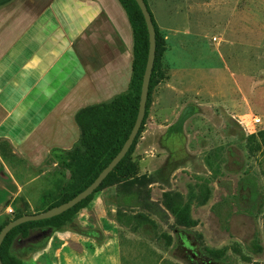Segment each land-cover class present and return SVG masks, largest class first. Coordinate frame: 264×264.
<instances>
[{"label": "rangeland", "instance_id": "374dc122", "mask_svg": "<svg viewBox=\"0 0 264 264\" xmlns=\"http://www.w3.org/2000/svg\"><path fill=\"white\" fill-rule=\"evenodd\" d=\"M145 2L163 50L142 128L96 190L53 221V230L41 226L29 236L47 229L44 240L33 247L11 240L5 252L18 264H186L175 257L173 228L196 232L200 249L218 250L223 264H264V252L248 248L251 240L264 248V0ZM131 78L132 67L123 92ZM114 136L91 153L94 166ZM75 142L34 163L4 145L14 175L31 181L17 203L23 211L3 206L0 224L43 211L85 184L91 161L74 151ZM143 199L165 218L131 205Z\"/></svg>", "mask_w": 264, "mask_h": 264}, {"label": "crops", "instance_id": "0c3cea01", "mask_svg": "<svg viewBox=\"0 0 264 264\" xmlns=\"http://www.w3.org/2000/svg\"><path fill=\"white\" fill-rule=\"evenodd\" d=\"M132 36L117 0L0 4V209L23 195L2 148L35 158L68 150L78 110L122 93Z\"/></svg>", "mask_w": 264, "mask_h": 264}, {"label": "trees", "instance_id": "16d2710c", "mask_svg": "<svg viewBox=\"0 0 264 264\" xmlns=\"http://www.w3.org/2000/svg\"><path fill=\"white\" fill-rule=\"evenodd\" d=\"M117 2L123 9L131 30L132 89L128 92L126 91L117 94L107 102L87 106L76 112L74 118L79 128V139L75 142L73 149L74 151H78L81 153L80 155L81 159L84 158L90 159L91 163L87 169L90 170L91 172L83 186H81L73 193L69 194L65 199L61 200L59 203L55 205H58L73 197L76 193H78L83 188H85L95 178L98 172L109 162V160L119 150L121 144L125 140L133 124L136 115L140 81H141V76L143 73V68L147 53V32L142 15L135 1L117 0ZM143 2L146 5V8L150 14L152 25L154 28V37H155L154 59H153V65L151 68V73L148 82L144 115L141 124L139 126V129L135 137L133 138V141L129 146L128 150L126 151L124 156L118 161V163L113 167V169L100 182V184L107 178V176L110 173H112L115 169L118 168V166L121 164V162L124 160V158L131 150V147L135 142L136 136L138 135L140 129L142 128L145 116L147 114L149 91L152 86L153 74L155 73L158 64V57L161 51L163 50V42L157 33V29L152 19L151 13L147 7L145 0H143ZM112 134L115 135L113 138L114 141L113 147L110 148L108 154L106 155L105 160L98 166H94V159L91 158V153L96 151L97 149H103L105 145H109L110 143H112ZM100 135L102 136V139H99ZM100 184L95 188V190L100 186ZM87 197H85L84 199L73 205L71 208L63 211L58 215L46 219L24 222L10 229L0 243V259L2 263L18 264L15 261V259H13V257L10 256V254L5 252L6 247H8L11 240L21 239L23 240L24 245L29 247L38 245L37 243L39 241L44 240L43 238L44 236L30 239L29 236L33 233V230H35L36 228H40L41 226L49 227V225H51L53 221L62 217L64 214L75 208ZM18 202H23V200H21L20 197H15L10 201L9 204L14 209L22 212L24 205L19 207L17 206ZM131 202L134 203L131 205H141L142 207L151 211L153 214L160 217L161 219L165 218L164 211L157 204H155L153 201L149 199H143L142 202H136L134 200H132ZM55 205H51L48 208ZM258 205L260 206L261 204L259 203ZM180 211L183 214L185 212V210L182 208L180 209ZM7 222L8 220H4L0 224V229ZM181 223L184 226H189L191 225L192 222L184 218V220H182ZM49 228L53 230V226H50ZM173 233L175 237L173 248L176 252L175 257L177 259L186 262V264H223V262L219 258L220 252L218 250H208L204 252L200 249V239H199V235L196 232L189 229L173 228ZM248 248L250 252L256 256H260L264 252L263 246L260 245L256 240H251L248 243Z\"/></svg>", "mask_w": 264, "mask_h": 264}, {"label": "water", "instance_id": "95a60500", "mask_svg": "<svg viewBox=\"0 0 264 264\" xmlns=\"http://www.w3.org/2000/svg\"><path fill=\"white\" fill-rule=\"evenodd\" d=\"M134 1L142 15V18L145 24V28L147 32V53H146L145 64H144L143 73H142L141 81H140L136 115H135L133 124L125 140L121 144L116 154L98 172L95 178L85 188H83L81 191L76 193L73 197H71L70 199L58 205L45 209L43 211L20 215L8 221L5 225H3L0 229V243L2 239L4 238V236L6 235V233L13 227L21 223H24V222L46 219V218H50L55 215H58L62 213L63 211L71 208L73 205H75L76 203L84 199L85 197H87L89 194H91L95 190V188L100 184V182L105 178V176L113 169V167L124 156L129 146L131 145L133 138L135 137L139 129V126L141 124V121L144 115V108H145V102H146V97H147V88H148L151 68L153 65L154 49H155L154 28L152 25L150 14L143 0H134ZM47 231H48L47 229H43L41 233L44 235L45 232ZM0 264H3L1 259H0Z\"/></svg>", "mask_w": 264, "mask_h": 264}, {"label": "flooded vegetation", "instance_id": "af4514ba", "mask_svg": "<svg viewBox=\"0 0 264 264\" xmlns=\"http://www.w3.org/2000/svg\"><path fill=\"white\" fill-rule=\"evenodd\" d=\"M42 230H43V229H42ZM42 230L40 231V233H39V234H36L35 236H32V237H30V239H31V238H36V237L43 236V234L41 233V232H42Z\"/></svg>", "mask_w": 264, "mask_h": 264}, {"label": "built area", "instance_id": "2783aa9c", "mask_svg": "<svg viewBox=\"0 0 264 264\" xmlns=\"http://www.w3.org/2000/svg\"><path fill=\"white\" fill-rule=\"evenodd\" d=\"M253 121L255 122V123H257L258 121H259V119L258 118H253Z\"/></svg>", "mask_w": 264, "mask_h": 264}]
</instances>
